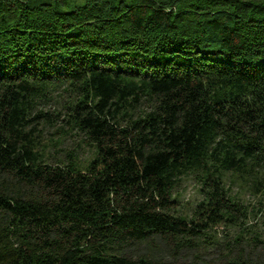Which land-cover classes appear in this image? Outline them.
<instances>
[{
  "label": "trees",
  "instance_id": "obj_1",
  "mask_svg": "<svg viewBox=\"0 0 264 264\" xmlns=\"http://www.w3.org/2000/svg\"><path fill=\"white\" fill-rule=\"evenodd\" d=\"M63 87V113L40 110ZM58 122L84 164L41 150ZM194 176L201 200L174 213ZM225 176L264 200V0H0V264H264L240 240L155 254L234 223Z\"/></svg>",
  "mask_w": 264,
  "mask_h": 264
},
{
  "label": "rangeland",
  "instance_id": "obj_2",
  "mask_svg": "<svg viewBox=\"0 0 264 264\" xmlns=\"http://www.w3.org/2000/svg\"><path fill=\"white\" fill-rule=\"evenodd\" d=\"M74 97L73 92L66 88H57L51 91L49 99L42 101L39 105L40 110L56 115L64 111ZM63 113V112H62ZM61 123L43 124L41 127L40 148L45 152L46 158L64 160L67 155L76 156L81 163H85L92 157L93 148L83 140V136L78 132L64 134ZM228 196L237 200L238 210L232 211L234 223L219 224L211 226L207 230L204 238L194 240L195 250H183L170 256L171 252L158 250L157 257L166 261L178 263H188L194 256L199 257L205 262L219 261L228 253L230 247H234V240H240L237 248H244L250 254L252 248H257L255 254H264L263 249L255 245L256 240H264V200L258 196L256 189L250 188L247 182L235 177L225 176L223 179ZM200 185L197 178L186 177L181 180L174 190L175 199L172 205L174 213L191 214L192 209L202 194L199 192ZM233 209V208H232ZM249 244V245H248ZM239 251V250H238ZM150 249L139 247L133 249L130 255L147 253L154 255ZM253 255V254H252Z\"/></svg>",
  "mask_w": 264,
  "mask_h": 264
}]
</instances>
